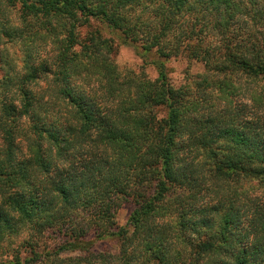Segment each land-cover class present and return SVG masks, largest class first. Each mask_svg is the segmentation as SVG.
Here are the masks:
<instances>
[{
  "label": "trees",
  "instance_id": "trees-1",
  "mask_svg": "<svg viewBox=\"0 0 264 264\" xmlns=\"http://www.w3.org/2000/svg\"><path fill=\"white\" fill-rule=\"evenodd\" d=\"M185 52L196 89L167 76ZM25 227L12 264H264V0H0V251Z\"/></svg>",
  "mask_w": 264,
  "mask_h": 264
},
{
  "label": "rangeland",
  "instance_id": "rangeland-1",
  "mask_svg": "<svg viewBox=\"0 0 264 264\" xmlns=\"http://www.w3.org/2000/svg\"><path fill=\"white\" fill-rule=\"evenodd\" d=\"M248 7H251L247 4ZM249 12V11H248ZM138 14V13H137ZM146 16V15H145ZM251 14L247 13L246 15H241L239 17L240 21L238 22L237 26L239 25L245 29H252L251 22L249 21ZM94 26H99L103 28V32L107 35V30L98 22H92ZM111 35V34H109ZM108 35V36H109ZM170 39L173 40V34L169 35ZM169 38L167 40H169ZM116 44L118 45V50L113 55L114 61L117 63L118 66L124 68L126 70L136 71L142 69L148 73L150 77H155L157 75V70L155 66L152 64V60L157 58L154 51H151L148 54L143 55L140 53L133 44L123 43L122 39L120 40L119 37L115 38ZM218 37L213 36L211 33L205 34L203 37L197 41L193 39L191 43L196 44L199 43L201 45H217ZM166 66L167 76L169 80L176 86L178 85H188L191 89H196V81L199 79L197 76L206 73V68L202 61L195 57L189 56L188 52L182 53L177 57H171L164 62ZM245 80L244 78H242ZM260 192V191H258ZM133 208V203L130 201H124L121 206L116 210L114 215L115 223L119 226L125 225L127 221V217L131 209ZM30 231L27 227L21 230V233L15 237H12L11 243L9 245V250L2 252L0 251V262L1 264H12L8 262L11 258L12 247L20 245L24 239L30 238ZM87 240L92 242V249L93 251L96 250L97 252H110L116 253L118 249V242L116 237L114 236H107L103 238H97L93 232L89 233L86 236ZM59 238L50 232H46L43 235L39 236L37 241V248L38 251L42 252V250H49L53 248L55 242H57ZM3 245H7L6 242ZM21 254L24 257L29 255V251L26 247H21ZM69 255L75 254V252L66 253ZM65 255V254H64Z\"/></svg>",
  "mask_w": 264,
  "mask_h": 264
}]
</instances>
